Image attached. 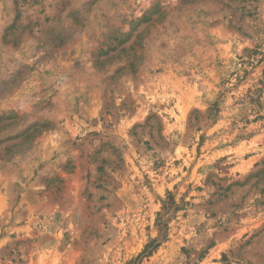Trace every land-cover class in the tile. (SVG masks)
Here are the masks:
<instances>
[{"label":"rangeland","instance_id":"1","mask_svg":"<svg viewBox=\"0 0 264 264\" xmlns=\"http://www.w3.org/2000/svg\"><path fill=\"white\" fill-rule=\"evenodd\" d=\"M158 219L140 264H264V0H0V264H130Z\"/></svg>","mask_w":264,"mask_h":264},{"label":"trees","instance_id":"2","mask_svg":"<svg viewBox=\"0 0 264 264\" xmlns=\"http://www.w3.org/2000/svg\"><path fill=\"white\" fill-rule=\"evenodd\" d=\"M175 201L171 195H168L167 200L162 202V208L167 209L173 205V209H177L178 206L174 204ZM161 212H158V216H161ZM157 230H158V237L150 239L142 248V250L128 263L130 264H140L141 260L144 257L151 255L156 248L160 245V238H163L166 235L167 225L164 223L163 220L158 219L157 221Z\"/></svg>","mask_w":264,"mask_h":264}]
</instances>
